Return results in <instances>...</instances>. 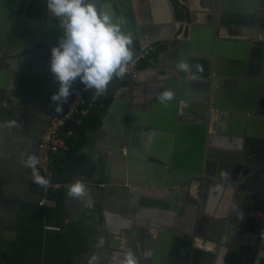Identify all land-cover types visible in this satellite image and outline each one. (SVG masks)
<instances>
[{
  "label": "crops",
  "instance_id": "crops-1",
  "mask_svg": "<svg viewBox=\"0 0 264 264\" xmlns=\"http://www.w3.org/2000/svg\"><path fill=\"white\" fill-rule=\"evenodd\" d=\"M44 1L46 5L40 0H28L26 5L24 0H15V10L9 14L13 17L24 4L21 11L31 10L37 15L43 10L42 6H47ZM11 2L0 0V18L7 17L4 24L7 33L4 30L0 35V49H4L6 34L15 40L28 26L20 22L11 25V16L5 15ZM99 7L101 11L114 13V20L123 19V25L135 34L134 54L141 53L149 43L157 44V50L153 49L145 59H138L136 79L127 75L123 79L114 78L106 93L100 96L91 89L96 101L88 108V114L77 122H67L61 129L65 147L52 156L51 162L52 181L59 187L50 191L44 207L38 205L41 185L34 182L32 168L27 162L49 119L62 114L68 102L62 105V112L55 111L56 103L51 96L58 92L59 84L50 71L51 50H46L42 56L29 53V58L16 54L21 92L7 90L8 98L0 103V264H116L129 250L137 258L141 257L131 245V241L137 239L138 229L150 232L143 239L147 253L158 249L160 252V241L169 239L168 255L164 259L161 257L158 264H264V237L259 240L264 233L261 228L250 225V221L264 213V202L261 201L264 200V78L260 76L264 74V0H119V4L112 2L104 6L99 3ZM17 16L28 18L23 12ZM220 23L227 31L255 33L250 36L253 38L245 54L244 76L240 77L239 86L234 88L221 81L218 86L210 87V91L216 93L217 111L213 118L207 116L204 127V140L209 141L211 155L214 158L226 156L223 161L230 163L232 170L221 173L216 165L203 167L202 173L206 174L200 181L213 182L220 176L222 183L230 182L235 187L246 183L249 186L247 193L254 198L243 204L246 217L243 225L239 231L234 230L233 238L228 242L225 240L224 244L221 243L222 236L217 239L211 229V221L220 213L207 203L208 191L203 198L188 197L187 187L182 188L186 194L184 199L181 197L175 202L174 208L163 193L138 195L140 200L145 199L157 208L139 207L137 200L135 205L141 211L136 218L133 210L130 217L125 211L121 214L120 209L126 204L122 199L98 192L103 185L90 183L101 173L111 177L121 174L118 162L112 157L121 133L126 132L129 140L138 137L143 128L150 127L153 114L160 116L159 122L165 124L163 118L169 117L170 112L157 110L154 113L148 105L155 97H161L169 88L179 85L177 80L168 84V79L181 78L177 68L181 59L189 64L193 74L199 73L203 65L198 58H209L213 66V52L209 55L202 51L209 44L216 46V25ZM51 27L50 39L52 46H56L63 29L57 22ZM184 39L189 42L190 51L182 58L173 48ZM165 41L169 44H162ZM1 71L5 73L6 69L0 68ZM188 72L185 73L186 81L190 78ZM9 75L7 72L6 80L12 87ZM79 84L77 80L73 89ZM186 89L192 92V98L183 102L179 99L176 114L194 117L203 108L197 96L199 90ZM91 93L86 95L87 100ZM168 99L160 102L168 103ZM209 107V104L205 106L207 114ZM232 126L240 130L239 137L231 134ZM159 134L162 136L152 137L150 146L163 152L166 134ZM195 134L196 127L192 125L190 131L182 135L191 142L185 145L193 147ZM190 152L195 153L193 148ZM153 164L138 171L140 185L151 181ZM252 167L254 170L246 173ZM39 175L42 176L40 172ZM77 180L83 182L84 191L80 195H70L69 189ZM127 198L132 208L133 197L128 195ZM187 199L194 205L186 203ZM152 210L170 213L168 220L165 219L168 226ZM46 226L60 230H46ZM216 246L219 250L215 251ZM146 261L138 260L139 264H148Z\"/></svg>",
  "mask_w": 264,
  "mask_h": 264
},
{
  "label": "water",
  "instance_id": "water-1",
  "mask_svg": "<svg viewBox=\"0 0 264 264\" xmlns=\"http://www.w3.org/2000/svg\"><path fill=\"white\" fill-rule=\"evenodd\" d=\"M27 1L28 0H24V4L27 5ZM40 2H43L42 4L46 3L44 0H40ZM93 2L96 3L98 9L100 8L99 3L103 4L104 6L111 5L112 2H115V4H119V0H93ZM16 5L17 3L15 2V0H12L5 15L9 18L11 16V25H15L16 23L20 22V24L27 23L28 26H25L26 30H24L22 34L18 36V38H15V40L13 38H9L7 34L4 37V49H0V68H5L6 72H0V103L4 101L5 97L8 98V95H6L7 90L15 93L21 92V89L19 88L20 77L17 73L16 54L18 53V55L24 56L27 55L26 57L29 58V53H32L33 56H42L46 50H51V48L53 47L50 39L52 28L51 24H55L56 22L60 23V20L48 11L47 6H42L43 10L36 15L31 10L21 11L24 7L22 5L21 9L19 8L20 10H17L16 14H14L12 17V15H10L9 13H11L10 11L13 12L15 10ZM219 6L220 5H218L217 9L219 8ZM21 12H23V15L28 18L19 19L20 17H18L17 15H19V13ZM110 14L114 18V13L112 14L110 12ZM184 14L186 17L187 10L184 11ZM31 18H33L34 20H32ZM6 19L7 17L5 16L0 18V35L5 30L4 24ZM121 26L123 31L131 33L133 42H135V34L129 31L125 25L122 24ZM4 32L7 33V30H5ZM251 34H253L254 36L255 33H240L239 30L227 31L225 27L221 25V23L220 25H216V46L214 44H209L208 48L202 51L209 55L213 52V66L211 67L209 58H198L197 61H201L203 63L202 67L200 68V72L197 74H193L191 71H189L188 76L190 78L187 81L185 80L186 72L179 70V68L177 67L178 73L181 78L179 79L172 77L171 79H168V84L174 82L175 80H177V82L179 83V85H176L167 90L168 93H171V98H167L168 103H161V97H155V100H151V102L149 103L148 109L150 111H154V113L157 110L170 112L169 117L163 118L165 124L163 125L159 122L158 117L160 116L153 114L154 119L152 120V122H150V127L143 128V130L140 132L141 135H138V137L136 136L133 139L129 140L127 138L126 132L121 133L122 135L118 137V142L115 145L112 157L114 161L118 162V165L121 168V174L117 177H111L109 176V174L104 175L101 173L93 182L90 183L94 186L103 185V188L101 190H97L98 192L105 193V195H108L110 193L118 200L122 199V201H124L126 204L122 205V208L120 209L121 214L124 215L125 211V215L130 217V211L133 210L135 213L134 217L138 218L140 216L141 209L139 208V210L135 205L137 200H139V207H147L150 208L149 210H151L152 208L156 209L157 207L149 201L145 202V199L140 200L138 195L156 196L158 192H160V194L163 193L164 197L170 200L172 208H174L173 206H175V202L180 200V198L183 197L184 194H186V192L181 189L190 187L189 184L194 181L200 182V179L204 174H206L205 172L202 173L203 167L205 169V167L216 165V167L221 170V173L222 171L228 172L229 169L232 170V168H230V163L227 164L223 161L224 157L226 156L219 155L215 156L214 158L211 155L209 141L204 140V127L206 121L208 120L207 116L209 115V118H213L217 111L216 105L218 103L217 98L215 100L216 93L215 91L211 92L210 87L218 86L221 81L228 82L227 84L234 88H237L239 86L240 77L244 76L243 69L245 65V54L250 47L249 41L251 38H253L250 37ZM162 44L168 45L169 41L162 42ZM147 46H152L155 51L157 50V44L155 43H149ZM173 51H176V53H180V57L182 56L183 58L185 52L190 51L189 42L185 39L183 42L179 41L178 44H176L173 48ZM137 54L139 55L140 52H136L133 58L137 57ZM188 59L190 60V57ZM181 61H183V59H181ZM7 72L10 73L9 76L12 81H10V83H13L12 87H10L11 84L8 85L7 83ZM211 76L212 79L210 78ZM260 76L264 78V74H261ZM210 79L212 81H210ZM186 87L196 88L199 90V92H197V96L198 100L201 101L200 103L203 105V108L198 110L196 116L194 115V117H192V115L190 114H176L178 104H180L178 100L180 99L181 101H185L192 98V92L190 90H187ZM207 104L211 106L209 107L210 109L208 110V114L205 110V106H207ZM235 110H237V108ZM214 120L212 122V126L214 124ZM192 125L196 127V134L193 139L191 138L193 147H190L185 144H191V142L182 135L188 133ZM235 126L230 127L229 130L232 131L231 134L239 137L241 132L239 129H235ZM158 132L166 134L165 137L167 144L165 151L163 152L156 151L150 146V140L152 139V137L161 135ZM125 146L126 149H124ZM203 146L205 152L203 151ZM192 148L194 149V154H191L190 152ZM202 151L204 152V154ZM123 153H125V156H122ZM212 159L214 160V162L212 161ZM150 163H154L153 166H151L154 169L151 181L146 182L144 185H140L139 178H137V176L139 175L138 171L141 168L146 169L147 167H149L148 164ZM157 165L162 166V168L160 167L161 170L160 168H156L155 170L154 167ZM255 165L258 164L256 163ZM252 170H254V167H252V169H250L246 173H250ZM222 181V177L217 176L213 182H208L213 184L216 188L213 189L212 187H210L207 189V203H209V205H212V208L216 209L220 213L218 215L219 217L216 216V219L211 221V229L215 231L217 239H220V237L222 236L221 243L224 244L226 243L225 240L228 242L229 239L233 238V231H239L241 224L243 225V221L246 218L244 216L245 213H243V204L249 203L250 198L252 199L253 195L247 193V191L249 190V186L246 183L242 185L237 184V186L235 187V185L229 184L230 182L222 183ZM234 181H236L237 183L240 182L239 180ZM124 185L127 186L123 187ZM162 186H164L165 188L163 190H160L162 189L160 188ZM207 194H205V196H207ZM128 195L133 197L132 208L130 207V200H128L127 198ZM200 196H202L203 198L204 194H201ZM261 201L264 202V200ZM185 202L194 205V202H192L190 199H187ZM159 207H161V205H159ZM152 212H154L155 215L159 217V219L163 220V224L168 226L169 223L167 221V218H169L170 213H160L154 210H152ZM209 214L211 213L209 212ZM256 218V220L250 221V225L255 226V228H261V230L263 231L262 233H264V213L258 215ZM140 224H142V222H140ZM173 224L174 222L172 223V226ZM157 226L154 227L156 228ZM149 233H147V230L138 229L136 233L137 239H133L131 241V245L135 250L138 251L139 255H141L138 260H141V262H143L145 261V259H147L148 264L149 262L158 264L159 261H162V258L164 259L168 255L167 252L169 239L163 238L164 242L162 240L160 241V246H162L160 247V252L158 249V251H155L154 253H147V251H145L143 247V239H145L146 234ZM154 234H156V231L154 232ZM263 237L264 234L259 238V240L261 241ZM174 243L175 241L171 243V248L174 246ZM223 244H221V246ZM151 246L149 245V247ZM152 249L153 248H149L148 250L152 251ZM217 249L218 247L216 246L215 251Z\"/></svg>",
  "mask_w": 264,
  "mask_h": 264
},
{
  "label": "clouds",
  "instance_id": "clouds-1",
  "mask_svg": "<svg viewBox=\"0 0 264 264\" xmlns=\"http://www.w3.org/2000/svg\"><path fill=\"white\" fill-rule=\"evenodd\" d=\"M48 11L60 20L63 35L51 48L50 71L59 84L58 92L51 96L56 103V112L63 111V104L73 94V84L79 80L86 89H95L97 96L103 95L114 78L123 79L128 64L133 60V37L122 30L123 19L97 8L93 0H47ZM181 71H190L186 62H179ZM171 98L165 93L161 100ZM38 160L28 159L33 180L41 186L49 181L36 170ZM84 184L77 180L69 189L70 195H80ZM116 264H139L138 258L129 250Z\"/></svg>",
  "mask_w": 264,
  "mask_h": 264
},
{
  "label": "built area",
  "instance_id": "built-area-1",
  "mask_svg": "<svg viewBox=\"0 0 264 264\" xmlns=\"http://www.w3.org/2000/svg\"><path fill=\"white\" fill-rule=\"evenodd\" d=\"M152 51V46L144 47L141 53L128 64L125 75L136 79L138 77V72L136 70L138 59L147 58L151 55ZM90 93L91 89H86L82 83L73 89V94L68 100L65 111L49 119L48 124L40 135L36 150L29 155V157L35 156L37 158L38 163L35 166L36 170L41 173L42 177L49 181L47 186H41V193L38 201L40 207L46 205L50 191L59 187V185L52 181L53 172L51 162L52 156L65 147V141L60 131L67 122H77L88 114V108L96 101V95L94 93H91L90 99H86V95ZM45 228L50 231L60 230L57 227L51 226H46Z\"/></svg>",
  "mask_w": 264,
  "mask_h": 264
},
{
  "label": "flooded vegetation",
  "instance_id": "flooded-vegetation-1",
  "mask_svg": "<svg viewBox=\"0 0 264 264\" xmlns=\"http://www.w3.org/2000/svg\"><path fill=\"white\" fill-rule=\"evenodd\" d=\"M190 187H187V192H188V197L189 196H195V197H201V194L205 195V192L207 191L208 188L212 187L213 189H215L216 187H214L213 184L211 183H207L205 181L203 182H192L189 184Z\"/></svg>",
  "mask_w": 264,
  "mask_h": 264
}]
</instances>
